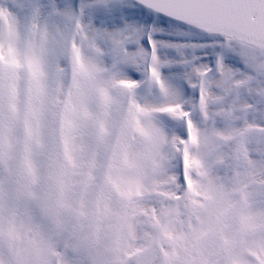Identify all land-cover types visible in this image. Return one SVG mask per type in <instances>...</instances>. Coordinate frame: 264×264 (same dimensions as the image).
I'll list each match as a JSON object with an SVG mask.
<instances>
[{"label": "snow or ice", "instance_id": "6c2138e0", "mask_svg": "<svg viewBox=\"0 0 264 264\" xmlns=\"http://www.w3.org/2000/svg\"><path fill=\"white\" fill-rule=\"evenodd\" d=\"M0 264H264V0H0Z\"/></svg>", "mask_w": 264, "mask_h": 264}]
</instances>
